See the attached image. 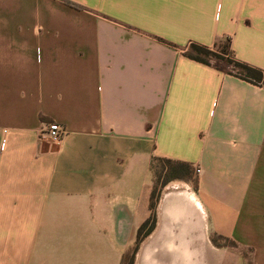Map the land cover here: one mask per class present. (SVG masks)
<instances>
[{
	"label": "crops",
	"instance_id": "1",
	"mask_svg": "<svg viewBox=\"0 0 264 264\" xmlns=\"http://www.w3.org/2000/svg\"><path fill=\"white\" fill-rule=\"evenodd\" d=\"M225 39L264 72V0H0V264H120L153 158L193 174L134 264H264V84L186 55Z\"/></svg>",
	"mask_w": 264,
	"mask_h": 264
},
{
	"label": "trees",
	"instance_id": "2",
	"mask_svg": "<svg viewBox=\"0 0 264 264\" xmlns=\"http://www.w3.org/2000/svg\"><path fill=\"white\" fill-rule=\"evenodd\" d=\"M186 55L203 63H210V58H215V61H223L229 72L234 73L245 80L257 84H264V72L257 67L247 63L238 61L233 58L230 50V43L225 39L216 43L214 48H209L203 45L192 44L190 49L186 51ZM159 161V167L153 166L154 161ZM151 168L154 173V184L150 194L149 209L151 214L149 218L140 226L137 231V237L134 248L127 255L123 256L120 264H134L135 252L141 239L152 231L155 226V204L159 195L160 188L167 182L174 179L191 178L193 174L192 166L189 163L181 161H173L170 159L153 158ZM225 241L226 245H233V242H228L224 238L215 236L211 238V242L219 246L220 242Z\"/></svg>",
	"mask_w": 264,
	"mask_h": 264
},
{
	"label": "built area",
	"instance_id": "3",
	"mask_svg": "<svg viewBox=\"0 0 264 264\" xmlns=\"http://www.w3.org/2000/svg\"><path fill=\"white\" fill-rule=\"evenodd\" d=\"M62 133L63 129L58 123H50L45 130L48 139L53 143H58L60 141ZM195 171L199 172L200 169H196Z\"/></svg>",
	"mask_w": 264,
	"mask_h": 264
},
{
	"label": "rangeland",
	"instance_id": "4",
	"mask_svg": "<svg viewBox=\"0 0 264 264\" xmlns=\"http://www.w3.org/2000/svg\"><path fill=\"white\" fill-rule=\"evenodd\" d=\"M218 60V59H217ZM216 60V61H217ZM210 61L211 62H216L215 61V58H210ZM219 66H221V67H224L225 69H227L228 70V68L225 66V64H224V62L223 61H218V63H217ZM159 164H160V162L159 161H154V163H153V166L155 167L156 166V168H157V166L159 167ZM222 243V242H221Z\"/></svg>",
	"mask_w": 264,
	"mask_h": 264
}]
</instances>
